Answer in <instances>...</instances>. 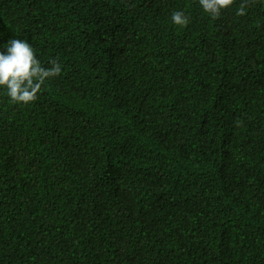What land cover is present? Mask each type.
Returning a JSON list of instances; mask_svg holds the SVG:
<instances>
[{
	"label": "trees",
	"instance_id": "16d2710c",
	"mask_svg": "<svg viewBox=\"0 0 264 264\" xmlns=\"http://www.w3.org/2000/svg\"><path fill=\"white\" fill-rule=\"evenodd\" d=\"M10 38L62 72L0 91V264H264V0H0Z\"/></svg>",
	"mask_w": 264,
	"mask_h": 264
},
{
	"label": "clouds",
	"instance_id": "9594fccd",
	"mask_svg": "<svg viewBox=\"0 0 264 264\" xmlns=\"http://www.w3.org/2000/svg\"><path fill=\"white\" fill-rule=\"evenodd\" d=\"M204 13L218 18L222 11L233 4V0H198ZM245 8L237 9L244 14ZM171 22L183 27L189 17L182 11L171 14ZM62 66L50 60L47 67L37 58L35 49L27 40L10 38L0 50V91L14 103L28 105L35 101L46 81L61 74Z\"/></svg>",
	"mask_w": 264,
	"mask_h": 264
}]
</instances>
